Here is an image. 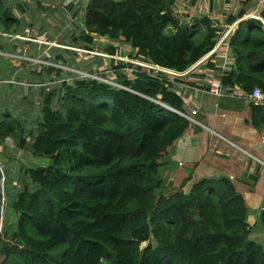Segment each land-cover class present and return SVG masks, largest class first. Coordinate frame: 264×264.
Masks as SVG:
<instances>
[{"label": "trees", "instance_id": "1", "mask_svg": "<svg viewBox=\"0 0 264 264\" xmlns=\"http://www.w3.org/2000/svg\"><path fill=\"white\" fill-rule=\"evenodd\" d=\"M77 5L0 0V49L24 54L18 49L30 40L2 33L21 34L35 23L45 39L56 40L48 18L59 36L66 24L59 22L69 14L74 26L59 43L92 50L97 37H122L138 53L179 71L216 43L213 20L193 16L184 23L174 12L176 0H88L84 12ZM244 15L241 10L228 18L240 21L230 39L236 61L223 82L264 89V29L259 19ZM101 42L116 52L110 41ZM41 46V56L52 63L41 64L39 72L42 62L0 55V62L21 60L34 83L27 86L18 75L8 86L41 90L35 116L26 102L12 109L0 96V144L12 137L18 148L47 159L21 165L17 174L0 166V264H264V242L250 237L246 198L229 177H203L188 190L186 181L166 184L170 148L191 123L181 94L143 70L128 78L125 63L110 57L94 62L117 68L124 87L78 77L63 67H75L77 50ZM4 67L0 85L9 82ZM47 70L57 76L45 78ZM251 104L254 121L264 105ZM260 220L264 228V209Z\"/></svg>", "mask_w": 264, "mask_h": 264}, {"label": "crops", "instance_id": "2", "mask_svg": "<svg viewBox=\"0 0 264 264\" xmlns=\"http://www.w3.org/2000/svg\"><path fill=\"white\" fill-rule=\"evenodd\" d=\"M68 1L78 4L77 6L82 8L81 12H84L83 9L88 2V0ZM177 1L182 4L179 13L184 23L190 22L193 16H209L214 25L227 30L228 25L231 24L228 22L229 16L236 15L241 10L245 11L244 18L251 13V10L254 15L264 17L263 0L249 2L245 0ZM43 3L49 4V0H43ZM2 34L6 35L4 32ZM22 34L29 36L30 32L25 29ZM96 40L111 41L101 37ZM28 45L26 48L23 44L18 50L39 55L37 44L34 48V44ZM5 52L11 54L8 51ZM42 53H44L43 50ZM17 63L16 60L9 62V59L7 62H0V71H4V66H7L10 73V77L5 78L9 82H3L0 85V96L6 99L13 108V103H11L13 99L17 98V101L20 99L31 103L30 100L37 97L38 102L41 93L39 89L29 87L17 89L15 86L7 85L10 81L16 80L15 77L18 75L25 79L21 82L27 86L34 84L28 82L29 79L22 70L19 71L16 67L10 68L11 64L16 66ZM185 81L188 85H181L183 87H180V90H183L184 94L192 93V99L199 104L200 110L196 119L201 124L191 122L185 134L170 148L169 161L164 170L166 184L169 188H174L186 181L184 189L188 190L196 180L203 177H229L246 198L251 225L260 223V237L256 239L252 238V235L250 237L262 243L264 242V235L262 236L264 228L260 216L264 205V110L257 112L254 117L256 123H254L252 104L247 98L233 96L227 92L224 96H217L206 89L200 75L188 76ZM186 87L188 90L184 89ZM15 92H18V95H14ZM179 162H183V165L179 166ZM252 231L253 228L251 234Z\"/></svg>", "mask_w": 264, "mask_h": 264}, {"label": "built area", "instance_id": "3", "mask_svg": "<svg viewBox=\"0 0 264 264\" xmlns=\"http://www.w3.org/2000/svg\"><path fill=\"white\" fill-rule=\"evenodd\" d=\"M264 1V0H263ZM182 4L176 0V5L174 7V12L178 15L179 9ZM264 11V10H263ZM182 20V16L180 15ZM244 16L241 18L243 19ZM245 18H256L262 22V27L264 29V17L260 15H254L251 10L250 14H247ZM240 20H236L233 23L228 25L227 30H224L218 25H214L218 30L215 36L216 43L213 48L204 54L199 60L194 62L187 68L185 71H179L175 68H170L167 66L160 65L151 60V58L147 55H143L138 53L137 49L130 45L124 38L120 37L115 39V41H110L109 43L112 44L116 48V52L111 54L109 52H98L97 49H85L80 47H73V46H63L68 48H73L77 51L102 55L104 57H110L115 59L116 61H122L125 63V70L128 72V78L134 79L137 77V73L140 70L147 72L151 76L159 77L161 81L175 90L179 94H181L184 100L185 111L183 114L189 118L190 122H196L201 124L199 120L196 119V115L199 113L200 106L199 104L192 99L193 95L189 92V94H184L183 90H180L181 85H188L185 84V78L191 75H200L202 77V83L206 87L207 90L212 92L217 96H224L226 92L233 96H240L247 98L251 103L255 104H263L264 105V89L259 86L254 87L251 91H247L243 89L239 85H225L223 82V75L226 71L231 70L235 63V56L232 53L231 45H230V37L235 32L238 23ZM9 36H16L21 39H28L41 44L47 45H58L53 41H49L44 38V36H40L39 39H31L25 36H21L19 34H9L5 33ZM2 53L0 49V54ZM13 56V55H12ZM14 56L18 57V55L14 54ZM21 57V56H20ZM31 59V58H30ZM34 62H43V60H34ZM46 62V61H44ZM64 67V66H63ZM123 67V68H124ZM122 68V69H123ZM99 72L95 71H88L82 69H74L76 75L78 77H89L97 79L98 81L105 82L115 87H124L117 79V68L113 67L112 65H101L99 68ZM184 89H187L184 88ZM188 90V89H187ZM224 115V114H223ZM183 162H179V166H182ZM5 176H2L1 184L3 186V181ZM3 188V187H2ZM6 203L5 193L2 189L1 195V212L4 209V205ZM264 209L262 206L261 210ZM2 217L0 219V232L2 230Z\"/></svg>", "mask_w": 264, "mask_h": 264}, {"label": "rangeland", "instance_id": "4", "mask_svg": "<svg viewBox=\"0 0 264 264\" xmlns=\"http://www.w3.org/2000/svg\"><path fill=\"white\" fill-rule=\"evenodd\" d=\"M31 2H34V0H31ZM61 3V0H49V5L53 4V5H59ZM64 4V2H63ZM63 4H61L63 6ZM65 6V4H64ZM43 15H46V13H44ZM69 18L67 17L68 20L66 19H62L59 23L63 24V22H66V24L63 25V28L60 30L59 32V36L56 32V26H52V19L51 18H48V22L51 23V25L47 26L48 27V31L49 33L51 34H55L56 36V40H54L53 42H55L56 44H60V46H65V44H62V43H59L62 42L63 40V37L64 36H68L69 32H71L70 30L73 28L74 26V23L73 21H71L72 19V15L69 14L68 15ZM62 18V17H61ZM79 19V18H78ZM30 20V18H29ZM39 24V23H38ZM37 23L33 24L32 27H25L26 29L29 30L30 34L29 36H26V34H19L21 36H25V37H29L31 39H39V37L43 34L40 32V27ZM24 33V32H23ZM15 35V34H13ZM53 36V35H52ZM13 39L11 40H14V38H18L16 36L12 37ZM98 38V37H97ZM31 42H34V43H31V44H34L33 45V48L34 46L36 45L35 41H31ZM37 46L38 47V51H39V55L37 56H32V55H29L28 52H23L24 54L28 55H18V59L20 58H24V59H28L29 61H31V59H34V60H43L42 63H40V65H36V69H37V72H39L40 70H44L45 67L41 64L43 63H52L51 60H46L44 59L41 54H42V50L44 52V48L40 45V43L37 42ZM28 46H26L27 48ZM31 47V45H30ZM95 49L98 50V52H108L107 49H106V45H104L103 42L101 41H97L96 40V47H94ZM2 53L0 55H9V56H14V54H8L6 52H4L3 50H1ZM79 52V51H78ZM79 55L80 57L77 58V60H85L84 62H81V61H75L76 65L75 67H71V66H68V65H64V69H67V70H74V69H82V70H88V71H95V72H99V67L100 65H98V63L94 62L95 60H101L104 61L105 57L102 56V55H96V54H90V53H85V52H79ZM21 56V57H20ZM32 58H31V57ZM16 57V56H14ZM31 58V59H30ZM21 61V60H20ZM20 61H17V66L19 68V70H22V72H27V69H26V65H24L22 62ZM46 61V62H44ZM92 62V63H91ZM88 65L89 68L86 69V67L84 68V66ZM43 66V67H42ZM5 70V68H4ZM71 70V71H72ZM4 71H0V75H2ZM64 73H67V72H64ZM10 74V73H9ZM50 76H57L55 72H53L52 74L49 73V70L46 71L44 77L45 78H48L49 80L51 78H49ZM66 76V75H64ZM67 77V76H66ZM9 78V77H8ZM54 78V77H53ZM35 98V97H34ZM18 99H13V101H11V103H13V106H17L18 103H21L22 105H25V102L21 101L19 99V101H17ZM32 102L31 103H28L26 102V105L27 107H33V113H34V116L35 114H38L40 113L39 112V106L37 105V97L33 100H31ZM13 109V107H12ZM27 151H24L20 148H18V145L15 141V139H13L12 137H7L1 144H0V166L2 167V169L6 172V170L8 171V173H15L17 174V170L18 168L23 165V166H36V165H39V164H46L47 163V159L46 158H39V157H34L33 155L29 154V153H26ZM1 169V168H0ZM6 212H7V209L5 207V209H3V211L1 212V215L2 216H6ZM260 226V223H257V224H252L251 226V230L253 228V231H252V238L255 237L258 238L260 237V234H261V229L259 228ZM262 236L264 235V231H262ZM264 238V236H263Z\"/></svg>", "mask_w": 264, "mask_h": 264}, {"label": "clouds", "instance_id": "5", "mask_svg": "<svg viewBox=\"0 0 264 264\" xmlns=\"http://www.w3.org/2000/svg\"><path fill=\"white\" fill-rule=\"evenodd\" d=\"M32 41V40H31ZM236 61V60H235ZM235 64V63H234ZM264 206V205H263ZM262 211V210H261Z\"/></svg>", "mask_w": 264, "mask_h": 264}, {"label": "water", "instance_id": "6", "mask_svg": "<svg viewBox=\"0 0 264 264\" xmlns=\"http://www.w3.org/2000/svg\"><path fill=\"white\" fill-rule=\"evenodd\" d=\"M168 108V107H167ZM145 244V243H144Z\"/></svg>", "mask_w": 264, "mask_h": 264}]
</instances>
